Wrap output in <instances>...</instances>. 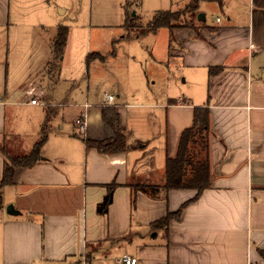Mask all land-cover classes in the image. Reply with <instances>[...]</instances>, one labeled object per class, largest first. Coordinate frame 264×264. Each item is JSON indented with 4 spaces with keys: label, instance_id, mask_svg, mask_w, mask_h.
Returning a JSON list of instances; mask_svg holds the SVG:
<instances>
[{
    "label": "crops",
    "instance_id": "1",
    "mask_svg": "<svg viewBox=\"0 0 264 264\" xmlns=\"http://www.w3.org/2000/svg\"><path fill=\"white\" fill-rule=\"evenodd\" d=\"M36 2L0 0V181L2 149L25 156L47 137L42 161L18 168L14 183L0 188V264H120L125 255L139 264H264V0H223L227 14L214 25L200 22L205 27L199 39L191 29L175 32L177 48L169 46L170 53L192 76L200 73L205 87L189 94L190 100L171 99L160 107L165 129L157 131L159 151L148 140L142 145L130 139L128 105L115 104L116 99L79 105L69 100V92L65 98L58 94L62 67L46 68L51 42L38 94L24 98L25 89L11 84L1 50L12 26L16 35L25 27L51 30L39 20ZM216 67L222 71L211 74ZM35 98L41 104H31ZM17 107H43L32 141L16 126ZM200 107L210 117L211 187L196 200L194 190L139 191L132 207V186L163 184L167 157H176L181 135ZM105 108L120 116L127 134L124 151L102 153L86 145V140H115L103 120ZM80 116L87 121L84 137L75 122ZM156 152L164 169L156 168ZM112 184L117 186L113 202L100 215L98 206ZM10 205L19 215L6 211ZM170 215L166 225L155 226Z\"/></svg>",
    "mask_w": 264,
    "mask_h": 264
},
{
    "label": "rangeland",
    "instance_id": "2",
    "mask_svg": "<svg viewBox=\"0 0 264 264\" xmlns=\"http://www.w3.org/2000/svg\"><path fill=\"white\" fill-rule=\"evenodd\" d=\"M36 1L39 20L51 30L33 31L31 27H25L16 35L17 29L12 26L1 50L9 61L11 84L25 89L24 98L31 99L38 94L43 83L40 77L49 42L54 41L58 27H66L69 39L59 62L62 73L58 94L65 98L69 92V100L91 106L102 105L109 95H113L115 104L128 105L127 131L131 134L130 139L142 145L148 140L159 151L161 144L156 138L157 131L165 129L164 110L160 107L171 99L184 100L185 97L190 100L189 94L203 92V77L198 72V77L192 76L182 61L172 56L170 51L177 47L173 44L169 51L168 29L140 36L137 29L128 31L126 25L133 21L137 26H147L159 12L186 11L193 0ZM222 1L201 0L199 14L187 13L181 21L192 19L202 24L199 15L204 14L207 24L214 25L218 17L227 14ZM230 1L235 3V0ZM243 6L241 2L239 7L242 9ZM27 90L32 94L27 96ZM46 93L49 96L53 94L50 89ZM192 101L197 102L196 99ZM17 114L16 126L28 132L32 141L39 134V124L36 123L44 118L43 107H17ZM65 128L72 129V125H65ZM50 132L49 129V136ZM158 156L156 152V168L161 166L164 169V158L161 156L162 162L159 163ZM2 206L4 203L0 198V208Z\"/></svg>",
    "mask_w": 264,
    "mask_h": 264
},
{
    "label": "trees",
    "instance_id": "3",
    "mask_svg": "<svg viewBox=\"0 0 264 264\" xmlns=\"http://www.w3.org/2000/svg\"><path fill=\"white\" fill-rule=\"evenodd\" d=\"M201 0H193L186 8V11L170 12L162 11L154 16V18L147 24V26H137L128 23L126 27L128 31L137 29V33L145 35L148 33H155L158 30L165 28L169 30L171 48L176 43L175 32L182 29H191L195 32L196 38H201L199 30L205 27V23L197 24L196 21L188 20L181 21L182 16L199 14V3ZM183 22V23H182ZM57 33L51 42V59L46 63L48 72L59 69L60 59L68 40V29L66 27H58ZM129 37V35H127ZM222 71V68H213L211 74H217ZM104 122L111 127L115 134V140L112 141H90L86 140V145L89 148H95L102 153H117L126 150L127 148V134L125 129L121 127L120 116L114 108H105L102 112ZM210 117L209 110L206 107L195 109L193 125L183 131L178 152L176 157H167L165 177L163 184L149 185L136 184L132 186L134 195H132V207L136 205L135 195L142 191L156 194L162 187L165 190L180 189V190H194L197 192L196 200L206 189L210 188L213 182L210 171ZM44 135L41 140L34 146L33 150L25 156L13 157L10 156L4 149L2 154L4 156L3 176L0 181V188L14 183V175L18 168L32 167L42 161L41 149L46 142ZM116 185L108 186V193L104 200L98 206V213L106 215L109 207L113 202L114 191ZM178 214V213H177ZM170 215L166 219L159 221L155 226H164L171 218ZM175 216H177L175 214ZM264 255V253H263Z\"/></svg>",
    "mask_w": 264,
    "mask_h": 264
},
{
    "label": "built area",
    "instance_id": "4",
    "mask_svg": "<svg viewBox=\"0 0 264 264\" xmlns=\"http://www.w3.org/2000/svg\"><path fill=\"white\" fill-rule=\"evenodd\" d=\"M114 99L115 98L113 95L108 96L109 102H112ZM31 104H33V105L41 104L40 99H38V98L33 99L31 101ZM75 122H76V126L78 127V130L80 131V133H85L87 130V121H86L85 117L80 116L76 119ZM119 263L120 264H139L138 259L131 257V256H128V255L123 256Z\"/></svg>",
    "mask_w": 264,
    "mask_h": 264
},
{
    "label": "water",
    "instance_id": "5",
    "mask_svg": "<svg viewBox=\"0 0 264 264\" xmlns=\"http://www.w3.org/2000/svg\"><path fill=\"white\" fill-rule=\"evenodd\" d=\"M199 21H200V22H205V21H206V17H205L204 14H200V15H199ZM7 211H8V213H9L10 215H12V216H17V215H19V212L16 211V209L14 208L13 205H10V206L8 207Z\"/></svg>",
    "mask_w": 264,
    "mask_h": 264
}]
</instances>
